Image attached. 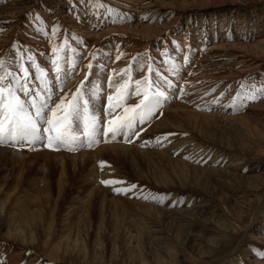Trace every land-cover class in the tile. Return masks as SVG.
<instances>
[{"label": "rangeland", "instance_id": "obj_1", "mask_svg": "<svg viewBox=\"0 0 264 264\" xmlns=\"http://www.w3.org/2000/svg\"><path fill=\"white\" fill-rule=\"evenodd\" d=\"M98 2L105 7L96 0H0V58L11 60L17 40L45 70L50 41L64 45L67 38L59 54L77 64L96 51L100 64L92 61L89 81L103 85L94 102L101 117L108 74L137 54L152 58L154 73L134 64L133 79L158 72L188 94L166 104L131 143L101 135L77 151L27 147L23 159L0 150V264H264V96L229 107L238 92L264 84V0ZM54 21L62 26L57 37L38 31L50 32ZM117 48L126 54L119 61ZM83 75H71L64 91ZM118 143L130 152L117 159L104 151L83 165L38 153L76 155ZM129 185L136 188L113 191Z\"/></svg>", "mask_w": 264, "mask_h": 264}, {"label": "snow or ice", "instance_id": "obj_2", "mask_svg": "<svg viewBox=\"0 0 264 264\" xmlns=\"http://www.w3.org/2000/svg\"><path fill=\"white\" fill-rule=\"evenodd\" d=\"M88 3L89 0H73V5L77 6ZM96 7L104 8L105 5L96 0ZM107 12L111 14L115 9L108 8ZM33 19L44 25V21L38 15L33 16ZM144 19L149 18L145 16ZM61 29L62 26L54 21L50 32L45 27H41L38 31L45 37H57ZM73 39L80 41L79 37ZM67 43V38L64 45L50 41V67L47 70L37 62L31 48L20 44L18 40L11 45V60L0 58V146L28 147L31 150L36 145H40L51 150L63 148L77 151L85 146L92 148L94 144L100 142L101 135L105 142L115 140L119 136L124 142L131 143L133 139L139 137L144 126L149 124L158 112L162 115L166 104L174 98L178 99L188 94L185 86H177L171 79L161 80L158 72L155 73V78L143 75L140 79H133L134 64L141 71L146 68L147 73H154L152 58L137 54L130 58L126 68L119 71L113 69L108 74L109 92L106 95V104L101 117L94 102L101 99L103 85L89 81V75L94 68L92 61L100 64L98 54L92 51L88 54L90 60L86 65L77 64L59 54ZM125 55L117 48L115 60L119 61ZM183 63L185 65L190 63L187 54L183 56ZM172 68L175 73L180 71V66L177 64H173ZM33 71L35 77L32 75ZM79 71H84L80 84L74 90L65 92L67 79ZM50 73L54 76L55 88L52 86ZM114 76L118 79H114ZM85 82H89V85ZM253 89L255 91L243 97L238 92L229 107L235 111L237 99H240V106L243 107L245 100H257V93L264 96V84L259 88L253 85ZM133 97L135 102L129 103ZM159 142L160 138H157V143ZM101 166L103 167V162ZM100 183L109 186L124 182L101 180ZM134 188L136 185H129L127 188H114L113 191L117 194H126ZM144 199L149 197L145 196ZM152 199L162 202L156 197ZM260 255L264 258V254Z\"/></svg>", "mask_w": 264, "mask_h": 264}, {"label": "bare ground", "instance_id": "obj_3", "mask_svg": "<svg viewBox=\"0 0 264 264\" xmlns=\"http://www.w3.org/2000/svg\"><path fill=\"white\" fill-rule=\"evenodd\" d=\"M157 125V124H156ZM160 128L162 127V126H159ZM121 144V143H120ZM119 143L118 144H114V145H110V146H103V147H101V148H99V149H97L95 152H88V151H81V152H79L78 154H76V155H71V154H64V153H60V154H53V153H47V152H45V151H38V153H43V154H46V155H50V156H55L56 158L57 157H61V158H63V157H65V156H70V157H72L73 159H74V161H75V164H77V165H79V164H81V165H83V164H85V163H89L90 162V160L92 159V157L93 156H95L96 158H100L103 154H105V153H107V152H104V151H110V153H112V155L115 157V158H121V156L123 155V153H127L129 150H130V148H126L125 146H123V145H120ZM127 146V145H126ZM10 147H12V146H9V148L8 147H6V146H0V150L1 151H4V152H9V153H11V154H13V155H15V157L16 156H18L17 158H26V157H29V153L30 152H26L25 150H26V148L27 147H23V148H19L20 149V151L19 152H13V148H15V147H12V148H10ZM133 148V147H132ZM16 149H18V148H16ZM136 151V150H135ZM130 152V151H129ZM137 152V151H136ZM37 153V154H38ZM137 153H139V151L137 152ZM136 153V154H137ZM135 154V153H134ZM110 155V154H109ZM126 155V154H125ZM130 155H132V153H130ZM124 156V155H123ZM102 158V157H101ZM124 158H126V157H124ZM57 159H59V158H57ZM21 160V159H20ZM100 160V159H99ZM125 160V159H124ZM94 161H97V160H94ZM60 163H62V162H60ZM73 163V162H72ZM91 163V162H90ZM96 163V162H95ZM91 166V165H90ZM81 167V166H80ZM43 168V167H42ZM95 166H93V168H92V171H93V175H95ZM108 171V170H107ZM106 174H107V172H106ZM63 175H64V173H63ZM98 177H100L99 176V174H98ZM61 178V177H60ZM59 178V179H60ZM63 180V179H62ZM63 181H65V180H63ZM59 182V181H58ZM59 183H61V181L59 182ZM62 184H64V183H62ZM62 186V185H61ZM21 240H25L23 237L21 238ZM56 255V254H55ZM55 255H53V256H50L49 258H51V259H56V258H54V256Z\"/></svg>", "mask_w": 264, "mask_h": 264}]
</instances>
